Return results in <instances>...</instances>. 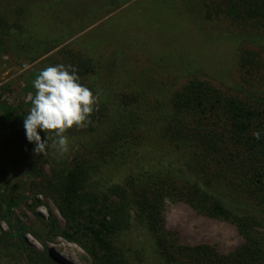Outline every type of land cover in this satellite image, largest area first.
<instances>
[{
	"label": "rangeland",
	"instance_id": "obj_1",
	"mask_svg": "<svg viewBox=\"0 0 264 264\" xmlns=\"http://www.w3.org/2000/svg\"><path fill=\"white\" fill-rule=\"evenodd\" d=\"M239 1L0 0V264H59L50 251L71 264H94L89 236L77 224L88 204L76 203L74 213L62 209L61 185L75 159L96 170V209L120 224L113 240L118 255L132 263L212 264L209 256L192 263L182 248L207 244L211 256L226 261L246 243L237 225L198 213L177 197L161 208L163 226L177 242V249L164 252L137 201L161 176L194 182L195 171L206 168L197 144H182L169 129L173 122L199 126V135L207 132V143L216 144L209 175L223 166L243 170L212 179L218 186L199 182L201 190L258 207L249 176L255 168L264 174V133L257 140L253 131L237 133L219 105L180 114L177 103L194 83L229 95H257L264 103V32L250 31L252 19L238 25L227 15V4ZM58 64L71 65L80 82L99 94L98 110L84 127L68 130L67 153L36 155L24 129L32 82ZM112 138L120 139L118 148ZM115 184L120 189L105 208L103 191ZM256 264H264V251Z\"/></svg>",
	"mask_w": 264,
	"mask_h": 264
},
{
	"label": "trees",
	"instance_id": "obj_2",
	"mask_svg": "<svg viewBox=\"0 0 264 264\" xmlns=\"http://www.w3.org/2000/svg\"><path fill=\"white\" fill-rule=\"evenodd\" d=\"M245 1V2H242ZM226 9L227 15L232 14L233 19L237 24H248L247 20L251 21L250 31L264 32V0H241L236 3H228ZM248 17H246V16ZM216 97H212V95ZM229 95L227 92H220L212 85L192 84L184 93L179 96L180 102L178 108L180 114H185V109L197 108L196 111L206 112L212 109V103L219 105V109H223L225 120L233 125H237V133L241 135L254 133H264V103L259 102V97ZM226 98H225V97ZM248 118V122L246 119ZM169 129L176 131L178 139L182 140V144L191 142L197 144L196 150L204 158V165L200 170L195 171L194 182L187 179L185 182H180L173 175L161 176L157 181L152 183L149 189L142 190L141 195L137 196V201L142 211L145 214L149 229L157 235V245L164 252H170L177 249V242L174 234L167 232L163 226L162 205L166 199L184 198L192 202L198 213L216 217L229 221L239 228L240 232L246 237V243L237 248L232 257L226 261L220 260L217 257L211 256L212 248L207 244H198L194 246H185L182 248V253L188 252L189 260L192 263L206 262L203 259L210 257L209 262L212 264H256L257 259L264 251V233L260 228H264V174L255 168L250 177V180L256 183L257 187L251 193L253 198L257 200L258 207H249L242 204H237L234 201L227 202L226 199L218 192L201 190L199 182L205 185L210 184L218 186L212 179L221 181L225 178L237 177L243 174L242 168L238 170L227 169L225 166L217 172L215 176L209 175L211 171L212 151L215 150V143L206 141L207 132L202 135L197 128H183L181 125H176L170 122ZM195 125V124H194ZM130 128V127H129ZM127 128L125 131H128ZM197 131V132H196ZM176 135L174 134V137ZM257 140V138L255 137ZM120 139L112 138V147L118 148ZM216 150H218L216 148ZM242 165H246L243 160H240ZM253 165L255 160L252 161ZM240 166V165H239ZM220 169V168H219ZM96 170L90 168L85 160L75 159L72 167L66 172L65 178L61 185L62 188V209L76 212L74 205L76 203L88 204V214H84L83 208L79 216V222L83 227V231L89 236L91 250L93 251L94 264H136L118 255L117 246L113 240V233L120 228V224L113 225L110 218L106 216L103 210L101 215L97 206L100 204V194L93 191L92 188L98 187L92 185V175ZM248 178V177H247ZM199 179V180H198ZM249 180V178H248ZM91 188V191L88 189ZM120 189L118 185H114L111 189L103 191L102 196L105 198L103 206L106 208L109 204V196L114 191ZM139 191V190H137ZM262 204V205H261ZM256 205V206H257ZM104 208V209H105ZM121 229V228H120ZM51 260L59 264H71L70 262L61 259L52 251H50Z\"/></svg>",
	"mask_w": 264,
	"mask_h": 264
},
{
	"label": "clouds",
	"instance_id": "obj_3",
	"mask_svg": "<svg viewBox=\"0 0 264 264\" xmlns=\"http://www.w3.org/2000/svg\"><path fill=\"white\" fill-rule=\"evenodd\" d=\"M71 69V70H70ZM30 110L24 119L27 140L34 143L33 152L46 156L49 150L63 155L69 151L66 135L73 127L81 128L98 110L99 94L80 82L76 69L58 64L42 69L33 80ZM46 133L42 138L40 132ZM259 139V133H254Z\"/></svg>",
	"mask_w": 264,
	"mask_h": 264
}]
</instances>
